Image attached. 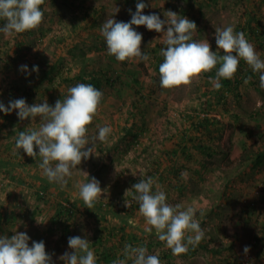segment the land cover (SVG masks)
<instances>
[{
	"label": "rangeland",
	"instance_id": "obj_1",
	"mask_svg": "<svg viewBox=\"0 0 264 264\" xmlns=\"http://www.w3.org/2000/svg\"><path fill=\"white\" fill-rule=\"evenodd\" d=\"M199 1L202 7L197 0H144L148 5L144 12H156L166 19L167 11L172 10L198 21L194 38L207 39L213 51L217 48L215 28L232 25L236 31L249 19L250 11L256 12L261 34L249 41L264 59V0ZM41 7V23L25 35L0 33V90L7 89L8 94V87L13 84L19 88V98L24 97L28 104L47 99L54 105L67 95L70 86L81 82L77 80L78 73L92 72L102 77L103 96L86 133L87 142H95L96 155L82 159L66 177L65 184L49 181L38 166L40 158L37 156L29 164L23 162L28 155L17 156L7 134L17 125L24 130L38 127L40 118L20 120L13 111L14 124L0 139V210L5 214L0 235L11 236L18 230L29 235L30 246L33 240L45 241L53 264H64L59 257L71 251L70 236L86 237L92 248L99 223L79 196V184L87 179L84 172L96 177L107 189L96 200L111 207L125 204L130 179L138 174L131 166L132 157L152 141L159 146L188 114L209 115L222 123L221 132L211 143L217 152L207 161L210 169L204 181L188 188L180 203L195 209L204 238L196 246L189 245L186 252L173 254L155 233H134L137 227L143 228H139L137 220L113 213L108 215L112 222L129 221L132 228L128 233H117L112 240L117 251L123 253L127 236L139 235L149 253L159 256L161 264H264V165L256 164L259 151L264 149V88L259 85L258 73L257 86L245 79L239 96L230 92L221 103L213 98L214 87L207 72L195 75L187 84L162 89L157 57L165 46L160 39L163 33L143 25L133 26L143 35L141 49L149 54L147 62L138 58L119 61L107 53L100 26L112 16L118 21L130 20L126 0H43ZM132 10H136V4H132ZM76 29L81 32L77 34ZM57 57L67 81L62 85L56 83L59 78L41 82ZM23 64L30 70L32 65H38L39 72L25 73L20 69ZM133 103L145 114V126L140 114L132 109ZM132 121L137 123L133 132L138 133L141 128L143 132L138 142L129 138L125 153L122 147L115 146L121 142V128ZM98 125L111 127L103 142L93 140ZM58 212L63 213L60 219ZM245 245L250 246L247 253Z\"/></svg>",
	"mask_w": 264,
	"mask_h": 264
},
{
	"label": "clouds",
	"instance_id": "obj_2",
	"mask_svg": "<svg viewBox=\"0 0 264 264\" xmlns=\"http://www.w3.org/2000/svg\"><path fill=\"white\" fill-rule=\"evenodd\" d=\"M42 3L43 0H0V19L4 21L0 24V33L8 36L36 28L44 17ZM147 6L144 0H137L136 10L129 9L131 18L128 21H118L114 16L105 19L100 31L109 55L119 61L131 58L149 61V54L141 49L143 35L133 27L143 25L163 33L160 39L165 46L160 48L163 61L159 64L162 89L187 84L195 75L213 69L215 75L208 79L214 88L219 89L222 79H231L237 72L241 59L258 73L259 85L264 88V59L243 31H235L232 25L215 28L213 35L217 48L213 51L207 39L194 38L197 30L195 21L172 10L167 11L166 19H161L156 12L146 14L144 9ZM20 69L29 74L31 71L39 72L38 65H32L30 70L28 65L23 64ZM102 96V91L93 84L79 82L70 86L67 95L54 105L49 104L47 99L30 105L24 97L9 100L7 106L0 102V111L5 114L15 111L20 120L40 118L38 127H27L16 133L14 153L23 150L28 156H38L42 174L51 182L65 184L66 177L81 164L82 159L96 155L95 142L89 144L86 133ZM97 128L93 140L105 141L111 127L98 125ZM84 174L87 179L79 184V196L91 209L94 201L107 189L101 187L96 177ZM185 175L181 172L182 177ZM154 184L156 180L153 176H142L130 189H126L125 196L132 193L139 205V213L151 226L147 231L151 232L154 228L157 238L165 242L173 254L186 252L189 245L196 246L205 236L198 215L191 206L169 204L166 192L158 184L154 191ZM129 204L126 199L125 205ZM29 240L26 232L18 230L11 236L0 235V264H53L45 241L33 240L30 246ZM90 244L86 237L70 236L68 245L71 251H65L59 259L64 264H97V256ZM249 247L244 246L245 253ZM122 252L123 257L113 259L112 264H129V260L131 264H161L159 256L149 253L145 245L126 243Z\"/></svg>",
	"mask_w": 264,
	"mask_h": 264
},
{
	"label": "trees",
	"instance_id": "obj_3",
	"mask_svg": "<svg viewBox=\"0 0 264 264\" xmlns=\"http://www.w3.org/2000/svg\"><path fill=\"white\" fill-rule=\"evenodd\" d=\"M207 1V0H204ZM137 0H126V5L129 9H132V4H136ZM199 5L200 1L197 0ZM202 7V5H201ZM86 20V19H85ZM196 21V20H195ZM198 22V21H196ZM4 21L0 19V24H3ZM80 30V29H79ZM76 29L77 34L81 31ZM89 31L88 29H86ZM236 31H243L246 35V38L260 36L261 34V22L256 14V12H249V19L242 26H238ZM28 32H21L25 35ZM65 41L62 40L61 43ZM63 45V44H62ZM64 46V45H63ZM163 61V57L160 55L157 57V65ZM63 68L60 67V58L57 57L56 61L52 66L45 72L41 77V82L45 83L46 81L53 82L57 78L59 80L56 82L58 85H62L67 81L68 77L63 76L64 72H61ZM215 75V69L210 72H207V78L209 76ZM61 76V77H60ZM77 80L83 83H91L98 89H101L103 86L102 77H98L95 73H78ZM245 79H249L252 85L257 86V74L252 71L251 67L241 59L237 72L231 79H222V87L219 89L214 88L213 98L217 103L223 102L227 94L230 92L236 93L239 96V91L242 86V82ZM39 80V81H40ZM107 84L110 83V79H106ZM34 86V85H33ZM7 90V89H6ZM6 90H0V102H3L6 106L8 101L19 98V88L13 86L8 87V94ZM136 103L132 104V109L136 110L139 115V118H143L145 126V114L142 112L141 107ZM14 112L5 114L0 111V139L4 136V133L9 129L10 125L13 123L12 115ZM14 124V123H13ZM143 124V123H142ZM137 126V123L132 121L121 128L122 138L119 145H116L115 148L122 147V150L126 153L128 152V145L130 141H140V136L143 132V129L139 130L138 133H134L133 129ZM222 129V123L219 119L211 117L209 115L200 116L197 114H188L185 119L182 120V124L176 126L172 133L166 135L159 146L155 145L156 150L148 152L152 148L153 144L156 141H150L151 143L147 147H143L142 151L134 155L131 159V166L133 171L135 170L137 175L132 176L130 179V186L138 182L142 176H153L156 180V184L159 185L160 189L165 191L167 194V202L169 204L181 203V200L186 195V190L190 188L193 184H198L201 181H204L205 177L202 172L208 170V159H211L217 152V149L211 143L214 141L216 134L220 133ZM24 129L17 125L15 129L7 131L8 137L12 140V148L15 145V135L19 131ZM130 138V141H129ZM10 150V149H8ZM38 151V149H37ZM17 156L27 155L23 150H17ZM126 155V154H125ZM27 162L26 164L34 162L36 157L28 156L23 158L22 161ZM256 164L258 166L264 165V149L259 151ZM196 164L198 168L195 167ZM181 172H185V176H181ZM201 177V178H199ZM156 184L153 185V190H156ZM40 197V196H39ZM130 201L129 206L125 204L108 206L106 203H103L101 200H95L91 206L94 216L97 218L99 223V228L97 230V235L92 241V248L95 251L97 256V264H112L113 259L117 257H123V253H119V250L116 249V244L113 242L117 233H128V229L132 228L131 223L127 222H112L108 215L117 213V214H126L129 219L137 220V225L143 227L142 229L136 228L134 233L145 232L148 234H156L155 229L147 231V228L151 227L145 222V218L138 211V203L133 199L132 193H129L126 197ZM63 207V206H62ZM65 210H70L66 209ZM72 210V209H71ZM68 212V211H67ZM72 212V211H71ZM116 215V214H115ZM63 216L62 212H58V217ZM5 214L0 210V224L3 222ZM122 217V216H121ZM57 223L60 224L61 220H57ZM62 224V223H61ZM145 228V230H144ZM139 231V232H138ZM259 240V239H258ZM127 243L132 245H146L144 240L139 235L129 234L126 238ZM234 264H238L235 262Z\"/></svg>",
	"mask_w": 264,
	"mask_h": 264
},
{
	"label": "crops",
	"instance_id": "obj_4",
	"mask_svg": "<svg viewBox=\"0 0 264 264\" xmlns=\"http://www.w3.org/2000/svg\"><path fill=\"white\" fill-rule=\"evenodd\" d=\"M155 145V143L152 145L153 147L152 148H150L149 150H148V152H151L152 150H156V148L157 147H155L154 146ZM198 165H196L195 167H197ZM199 169V168H198ZM208 169H210L209 168V166H208ZM209 171L207 170L206 172H202V174H205V173H208ZM205 176V175H204ZM199 178H201V177H199ZM203 180H204V178H203ZM264 180V179H263ZM202 182V181H201Z\"/></svg>",
	"mask_w": 264,
	"mask_h": 264
}]
</instances>
